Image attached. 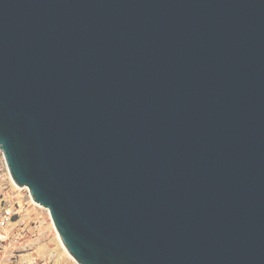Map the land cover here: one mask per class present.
I'll return each mask as SVG.
<instances>
[{
    "label": "water",
    "instance_id": "95a60500",
    "mask_svg": "<svg viewBox=\"0 0 264 264\" xmlns=\"http://www.w3.org/2000/svg\"><path fill=\"white\" fill-rule=\"evenodd\" d=\"M0 148L80 264H264V0H0Z\"/></svg>",
    "mask_w": 264,
    "mask_h": 264
},
{
    "label": "rangeland",
    "instance_id": "374dc122",
    "mask_svg": "<svg viewBox=\"0 0 264 264\" xmlns=\"http://www.w3.org/2000/svg\"><path fill=\"white\" fill-rule=\"evenodd\" d=\"M0 264H80L49 210L13 180L0 148Z\"/></svg>",
    "mask_w": 264,
    "mask_h": 264
}]
</instances>
